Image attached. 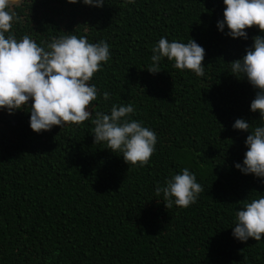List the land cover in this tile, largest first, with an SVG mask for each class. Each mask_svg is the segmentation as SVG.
Returning <instances> with one entry per match:
<instances>
[{
    "label": "trees",
    "instance_id": "1",
    "mask_svg": "<svg viewBox=\"0 0 264 264\" xmlns=\"http://www.w3.org/2000/svg\"><path fill=\"white\" fill-rule=\"evenodd\" d=\"M223 10V0H19L17 39L28 34L43 45L70 33L110 46L89 81L98 90L89 111L131 104L128 119L153 130L157 143L147 165L128 166L93 144L91 120L35 133L31 100L11 114L0 109V264H264V237L232 235L241 201L264 196V178L234 166L250 134L234 122L261 121L250 111L256 90L229 65L264 33L226 35L217 27ZM161 37L202 46L204 75L167 58L149 73ZM184 168L204 191L187 208L166 209L155 188Z\"/></svg>",
    "mask_w": 264,
    "mask_h": 264
},
{
    "label": "clouds",
    "instance_id": "2",
    "mask_svg": "<svg viewBox=\"0 0 264 264\" xmlns=\"http://www.w3.org/2000/svg\"><path fill=\"white\" fill-rule=\"evenodd\" d=\"M19 0H0V109L9 114L30 105V128L35 133L49 131L53 126L80 125L91 120L93 144H104L113 153H120L129 166H145L155 152L156 133L129 120L135 113L133 105H113L110 114L93 113L89 106L97 99L98 90L89 84L101 70V64L110 59L109 45L105 41L90 43L84 36L66 34L50 42L38 44L30 35L17 39L13 24L19 21L15 5ZM77 3L78 0H67ZM85 5L102 7L105 0H79ZM134 3L135 0H125ZM223 20L217 27L232 38L248 39L247 29L257 28L264 33V0H223ZM252 45L241 59L229 63L233 76L246 77L256 90L250 104L251 112H259L260 125L252 127L244 119H237L233 128L248 131L242 163L234 166L243 174L264 178V36H254ZM151 74L161 71L162 58L174 61L173 67L203 76L205 50L193 39L187 43L161 37L151 49ZM110 98L108 92L103 99ZM251 128V131H250ZM264 182V180H262ZM204 189L188 168L157 185L155 195L163 197L166 209L173 205L187 208L195 203ZM237 210L232 235L244 242L249 238L259 241L264 237V196L241 201Z\"/></svg>",
    "mask_w": 264,
    "mask_h": 264
}]
</instances>
